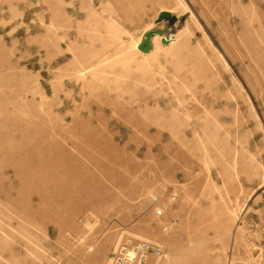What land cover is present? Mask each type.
<instances>
[{
  "label": "rangeland",
  "instance_id": "rangeland-1",
  "mask_svg": "<svg viewBox=\"0 0 264 264\" xmlns=\"http://www.w3.org/2000/svg\"><path fill=\"white\" fill-rule=\"evenodd\" d=\"M0 264H264V0H0Z\"/></svg>",
  "mask_w": 264,
  "mask_h": 264
},
{
  "label": "water",
  "instance_id": "water-1",
  "mask_svg": "<svg viewBox=\"0 0 264 264\" xmlns=\"http://www.w3.org/2000/svg\"><path fill=\"white\" fill-rule=\"evenodd\" d=\"M162 15H167V12L163 11ZM152 34V31H147L145 33L144 39L139 43L138 48L144 52H147L151 49V44L149 43L150 35Z\"/></svg>",
  "mask_w": 264,
  "mask_h": 264
},
{
  "label": "built area",
  "instance_id": "built-area-1",
  "mask_svg": "<svg viewBox=\"0 0 264 264\" xmlns=\"http://www.w3.org/2000/svg\"><path fill=\"white\" fill-rule=\"evenodd\" d=\"M155 212H156L157 214H161L162 211H161L160 208H156V209H155Z\"/></svg>",
  "mask_w": 264,
  "mask_h": 264
}]
</instances>
